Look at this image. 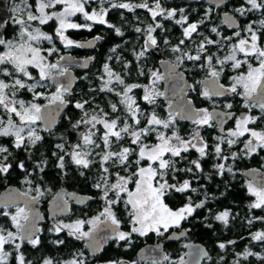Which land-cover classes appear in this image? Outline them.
Wrapping results in <instances>:
<instances>
[{"label":"snow or ice","instance_id":"1","mask_svg":"<svg viewBox=\"0 0 264 264\" xmlns=\"http://www.w3.org/2000/svg\"><path fill=\"white\" fill-rule=\"evenodd\" d=\"M222 2V0H218ZM91 0H11L10 7L7 8V15H0V138H11V148L27 149L29 146H35L43 137L39 134L36 127L37 122H43L44 130L51 131L53 123L52 112L58 110L61 106H66L68 101L65 99L70 92L71 80L65 83L59 81V77H65L68 73L66 66L61 64L65 60L64 56H59L55 62L49 57L56 54L59 49L55 46L53 35L43 30V26L49 25V22L55 24V38H58L65 47H81L82 45L74 42L65 35L67 29H80L84 27L90 28L89 24H79L72 22L70 17L81 14L85 21L104 24L106 23L105 15L108 9L100 7L99 10L93 9L91 12L87 10ZM246 4L250 7L241 5L234 11L240 16H245L253 11H261L264 15V0H246ZM112 8L128 9L132 11L134 8H144L150 13L153 24L146 29V40L144 50L138 54L143 57L148 48H157L158 41L153 36L157 29H161L163 25L157 20L158 17L164 20L174 19L178 12L180 19L176 20L177 24L186 25L183 27V37L178 45L171 48L174 53H182L177 56V64L167 68L168 78L183 80V73L177 72L176 68L182 65L185 60L201 62L199 67L207 70V76L204 80L197 81L202 86L200 95L207 99L218 96H241L244 98L245 109L249 111L253 107H258L264 114V19L258 22H250L243 29L245 33L241 35V31H235L234 37L236 42L232 43L233 37L220 36L216 27L211 28V32L220 37L218 40L204 37L199 43L196 54L192 55L188 52H182L180 45H184L185 39L192 37L193 33H197L198 23H188V17L185 16L184 9H166L163 7L161 0H154L153 4L146 2L133 5L131 3L119 2L111 3ZM62 9V10H59ZM206 18L210 13H206ZM225 20L229 25H234L235 21L232 16L225 13ZM199 23H204L201 20ZM256 23L259 27H255ZM12 27L14 35L12 38H6L9 27ZM239 28V25H235ZM108 27H113L109 24ZM136 32L143 31L136 28ZM117 35H122L119 28L115 29ZM99 39V37H97ZM43 42H48L51 47H43ZM227 42L231 45L228 55L223 58L216 57L215 54H208V45H215L220 48L222 43ZM168 44V41H164ZM115 51V49H113ZM215 60V63L213 61ZM216 65H219L217 69ZM230 66L231 70L236 73L230 77L231 83L227 87L220 83V78L225 72V66ZM105 74L108 80L104 81L101 91L112 92L114 89L108 87L112 84L113 78L123 88L116 92L121 97L119 103L124 106L125 115L112 114L118 112L116 103L111 104V114L103 109L94 110L96 114L89 113L87 107L90 101H78L74 107L81 110L82 116L72 124L74 131L85 127L87 130L78 131V139L75 144L71 145L70 151H65V143L56 145V148L62 153L58 156L57 167L63 170L65 168V157H70L71 162L81 169H89L98 164L100 169L99 179L93 184V187L99 189L103 195L101 197L105 202L104 209L99 215L88 221L77 220L71 224L54 225L53 230L60 233L64 230L68 231V235L77 239L88 241L86 247H89L93 254L100 249V240L113 239L116 241H124L129 246L132 243V236L136 234L140 237L148 236L154 233L159 237H163L170 228H180L181 222L192 215L194 208L189 203L182 208L173 210L165 202L166 196L174 191L183 193L190 189V182L184 180L182 183H170L169 173L172 180L177 179V173L181 171L192 172V168L179 169L176 167L177 161L166 158V154L170 157H179L183 159L182 153H187L190 148L195 149L202 159L208 155L206 149L208 145L205 143L200 134L199 128L202 126L213 127L211 121L216 120L217 125L221 124L226 118L235 120V128L227 132V135L218 136L217 143L214 147V153L218 159L227 160L228 157L223 155L222 144H227L229 148L239 141L240 137L248 134V139L243 141L244 155L251 156L258 150H264V131H257L249 125L257 122V117L242 113L236 116L231 112L215 113L209 112L207 109L195 110L192 115L191 100H187L179 106V115L184 119H192L197 125L192 137L188 140L183 139L175 131L171 135H166L159 131V127L170 129L174 127L177 112L173 111L174 105L170 102L168 105V118H160L155 111L145 117L146 124L140 127L142 121V113L137 100L132 93L133 88L141 87V85H127L120 75L111 71L108 64L104 65ZM35 73V74H34ZM143 75V72L140 73ZM166 77L158 71H152L150 74V83L144 85V95L142 100L148 104H155L157 96H164L163 92L157 90L156 85L161 79ZM51 81L55 84L56 90L51 95H45L41 89L50 87ZM189 90H195L194 85L185 86ZM21 90L31 93V99L25 100L18 98ZM184 92V88L180 89ZM46 100V104L37 101ZM55 105L56 109L51 106ZM226 109H231L232 104H225ZM6 117V119H5ZM131 121V122H129ZM100 125L102 128H98ZM122 125V126H121ZM223 132V129H221ZM156 134L157 143L150 145L145 140L152 134ZM99 134V135H98ZM125 137H130V146H123ZM114 138V139H113ZM98 141L102 142L99 143ZM135 146V147H133ZM100 149L99 152L96 150ZM13 155L10 148L0 141V175L9 173L13 164L9 158ZM56 155V153H53ZM238 153L233 152L231 159L236 160ZM93 156L98 159H93ZM196 170H202L200 159L191 162ZM17 167L27 173L24 183L31 185L32 181L27 179L28 173L25 164L21 161ZM40 171L43 168L37 165ZM220 174L225 171L232 172L231 167H227L224 163L215 165ZM134 168V170H132ZM256 172L257 170H252ZM121 172L127 173L121 175ZM84 173L81 172V175ZM115 176L114 182L112 181ZM260 179L248 184V191L256 198L251 204V208H264V174H259ZM132 186V187H130ZM31 191V188L29 189ZM36 196H29V192L9 193L7 198L0 199V215L10 217L12 227L15 232L6 231L0 228V264H7L8 257L11 255L6 251V246H13L16 255V264H31L25 260V256L20 251L21 244L17 241H27L33 247L40 244V239L36 235L37 229L32 220L34 219L33 209L31 205L36 203L38 198L44 193L40 187L35 188ZM112 193L114 198L109 196ZM22 200L24 206L20 207L19 202ZM85 203V201H80ZM123 202L125 210L128 214L131 230L128 232L120 230L121 221L113 211L114 206ZM67 201L58 207H66ZM203 204L195 205L196 208L202 207ZM15 207V213L11 214L8 209ZM229 213L224 211L215 218L218 221L227 223ZM264 219V217H257ZM23 221V223H22ZM85 223L91 225L88 231L83 230ZM252 221H249L251 224ZM103 232L102 237H98L97 233ZM180 235H185L182 231ZM253 241L264 242V232H256L252 235ZM57 245L65 243L63 240L55 241ZM234 243V242H229ZM188 247V245H185ZM224 249L225 244L219 245ZM181 256L177 261L171 264H193L186 262L185 256ZM256 255L258 259L264 261V256L245 251L244 259L249 256ZM83 252L73 255V258L62 262V264H86V260L82 257ZM194 264H199L201 256L206 257L207 254L203 250H196L194 253ZM164 261H168L167 255L163 256ZM43 264H54L49 258L43 260ZM61 264V262H56ZM113 264H122V262H113ZM152 264H160L158 259L153 258ZM237 264L239 262L237 261Z\"/></svg>","mask_w":264,"mask_h":264},{"label":"flooded vegetation","instance_id":"2","mask_svg":"<svg viewBox=\"0 0 264 264\" xmlns=\"http://www.w3.org/2000/svg\"><path fill=\"white\" fill-rule=\"evenodd\" d=\"M17 2H19V0H17ZM29 2L33 3L34 0H29ZM93 2V5H99V0H93ZM113 2H115V0H113ZM143 2H145V0L140 1V3ZM146 2L151 5L154 3V0H146ZM161 2L166 9L183 8V14L188 17V23H198L199 27L197 33H193L191 38L185 39L184 45H180L182 52H188L192 55L196 54L197 47L204 37H209L214 40L220 39L219 36L211 32L212 27L217 28L220 36L233 37L232 43H235L236 38L233 35L235 31H241V35L243 36L245 34L243 29L248 23L254 21L258 22L260 19H264V15H262L261 11H253L245 16H240L234 11L241 5L250 7L246 4V0H224V2L219 5L206 0H161ZM10 4L11 0H0V15H5L6 17L7 8L10 7ZM116 9L118 10V13L123 15V17L117 15L118 19H125L127 22L136 23V28H141L145 35H147L146 29L153 23L152 17L147 9H139L138 7L134 8L132 11L121 8ZM108 13L109 11H107L105 17L107 23L104 24L106 25L110 24V21H108ZM116 13H114V16H111L112 20H116ZM206 13H210V16L207 18L205 15ZM223 13L232 14L237 25H239V28L227 25L222 19ZM177 19H180L179 12L172 20H164L160 17L157 18V20L163 25L161 29H157L154 32L155 34H153V36H156L159 46L157 48H148L143 56L156 58L154 71H158L162 75L163 71L158 65L159 62L162 60H168L172 64H177L176 58L182 54L171 51L173 46L178 45L179 41L184 39L183 27L186 25L177 24ZM201 20H204V23H199ZM255 27L258 28L259 24L256 23ZM46 28L49 29V26L46 25ZM141 34V32L138 33V36L141 38V45L138 47L140 49L133 51L136 56L144 50L146 36L142 37ZM13 35L14 32L10 26L7 30L6 38H12ZM67 37L79 44L81 41L94 38L97 45V37L99 36L94 35L79 39L68 35ZM165 40L168 41V44L164 43ZM45 46H49V44H46ZM230 47L231 45L227 42L222 43L220 48H217L215 45H208V52L205 53V55L215 54L216 57L223 58L228 55ZM111 48H113L112 45L110 46V49ZM130 50L128 51V54ZM93 51L94 49L85 50L82 47L71 46L67 48L60 46L59 51L52 57H49V59L52 62H55L63 53H71L74 56L82 57L93 55L95 58ZM200 63L201 62H195L194 66L193 61L185 60V62L178 67V70H180L185 76V86L194 85L195 88V90L185 89V99L191 100L192 102V112L188 114L192 115L195 110L202 108L207 109L210 113L231 112L236 116H240L242 113H247L248 115L258 118L257 122L254 125H249V127L254 128L257 131H264V114L261 113L258 107H253L250 111L245 109L243 107V97L228 95L207 99L200 95L202 86L198 84L197 81L204 80L207 76V70L201 69L199 67ZM213 63H215V60ZM66 67L72 68L79 78L84 76L89 70V68L87 70H82L76 66ZM216 67L219 69L220 66L216 65ZM235 74L236 73L231 70L230 66L226 65L225 72L220 78V83H223L227 87L231 83L230 77ZM48 83L51 84L50 87H46L48 92L51 93L52 91H55L56 86L50 83V81ZM163 86L164 79H161L158 81L156 88L158 91L163 92ZM72 91L65 97L68 103L58 120L59 122L60 119H63L62 133L64 135H67L69 132L68 129L72 128L71 121L68 119L70 110H79L74 107L75 103L78 101H84L82 99L71 101L69 95H71ZM157 99L161 101V105L163 104V111L156 114L160 118L167 119V106L170 102H173L174 99L165 98L164 96H157ZM228 103L232 104L231 109H226L224 107V105ZM173 111L177 112L176 109ZM211 123L213 124V127L202 126L199 128L201 136L208 145L206 149L208 155L204 158L201 159L199 153L192 148H190L187 153H182L183 159L179 157L173 158L170 157V154H166V158H171L177 161V168H192V172L181 171L177 173L176 180L171 179V176L173 175L171 172L168 177L170 183H182L184 180L190 182L189 190L183 193L172 191L165 198V202L173 210H177L189 203L193 206L194 211L192 215L181 222L180 228H170L163 237H159L154 233H149V235L145 237L133 234L130 246L124 241H116L113 239L100 240V249L93 254L92 250L89 247H86L88 241L77 240L69 236L67 230L60 233L53 230L54 225L57 224H71L77 220L88 221L99 215L105 207V202L101 199L103 193L99 189L93 187V184L99 178L91 177L85 179L79 177L74 180L75 185L72 186L62 183L59 187L40 188L41 191H44V195L40 196L37 202L31 205L32 209H38L42 217L41 222L38 223V231L36 232V235L40 239V244L33 247L27 241H17V243L21 244L20 251L25 256V260L30 261L31 264H43V260L49 258L54 261V264H56V262H61L62 264V262L72 259L74 254L83 252L84 256L82 258L86 260V264H113V262H122V264H152L153 258L158 259L160 264H171V262L177 261L181 256H184L185 253L188 254L190 245L200 244V246L206 251L207 256L200 259L199 264H237V261L239 264H264V261L258 259L256 255L249 256L247 259H244L243 257V253H245L246 250L264 256V242L253 241L251 239L254 233L258 231L264 232V219H257V217H264V208L253 209L250 207L251 204L255 202L256 198L248 191V184L250 181H253V177H255L256 180H259V174H264V150H258L257 153H254L251 156L244 155L243 141L249 138L248 134H245V136L240 137L239 141L232 145L231 148H229L226 143L222 144L223 155L227 156L228 159H218L214 153V147L218 142L216 138L221 135L226 136L229 130L234 129L235 120L227 119L219 125H217L216 120L211 121ZM145 124L146 123H142L140 127H143ZM180 124L183 126L181 129L179 128ZM97 127L102 128L100 125ZM41 128L44 129L42 126ZM158 128L159 131L164 132L166 135H171L172 132L175 131L183 139L188 140L192 137L194 131L197 130V125H195L190 118L179 119L176 115L174 127L163 129L158 126ZM221 129H223V132ZM85 130H87L85 127H82L77 131L73 130L74 136L78 137V131ZM125 141H127V143H124L123 146H130V137H125ZM157 142L155 133H152L145 140V143L150 145H154ZM233 152L239 154L236 160L231 159ZM197 159H200L202 170H196L191 163L193 160ZM219 163H224L226 168L231 167L232 172L225 171L223 174H220L219 170L215 167V165ZM132 170H134V168ZM252 170L257 171L253 172ZM122 174L126 175L127 173L121 172V175ZM111 179L114 182L115 176ZM79 184H86V187H82ZM19 190L25 192L21 189ZM57 191H61V194H59L58 197H56ZM29 196H36V193H29ZM109 196L114 198L112 193H109ZM83 197H87L85 203L80 202L83 201ZM64 201H67L66 207H58V205H63ZM197 204H203V206L196 208L195 205ZM19 206L23 207V202H19ZM113 211L121 221L120 230L125 232L130 231L131 225L123 202L114 206ZM224 211L229 213L227 223L218 221L215 218ZM250 220L252 221L251 224H249ZM242 222L244 224H242ZM213 224L219 225L222 235L218 238L210 239L205 236L206 233H208L205 229L211 228ZM90 228L91 225L88 223H85L83 226L84 231H88ZM12 229L15 230V228ZM230 229H233L235 232ZM225 230H230L232 232L229 235H226ZM182 231L185 235H181L177 238H170L171 234L180 233ZM97 235L98 237H102L104 233L98 232ZM57 240H63L65 243L57 245L55 243ZM242 242L245 244L242 245ZM221 243L225 244L226 247L224 249L219 247ZM146 245L156 246V249L153 247L150 256L141 258L138 255V251L141 247ZM185 245H188V247H185ZM35 248L42 251V254H40L39 257L34 254ZM6 249L11 253L8 257L7 264H16L17 253L14 251V247L6 246ZM195 250H200V247H196ZM165 255L169 257L168 261L163 260V256ZM36 257L39 258L37 262V259H35Z\"/></svg>","mask_w":264,"mask_h":264},{"label":"trees","instance_id":"3","mask_svg":"<svg viewBox=\"0 0 264 264\" xmlns=\"http://www.w3.org/2000/svg\"><path fill=\"white\" fill-rule=\"evenodd\" d=\"M123 0H120V2ZM141 0H132L137 4L140 3ZM91 4H94L93 0ZM108 21L113 27H108L106 24L93 23L90 29L86 27L80 29H70L67 32V35L74 38H86L89 36L97 35L99 39L97 40V45L94 48V61L89 67L87 73H83L84 76L79 78L77 85L74 87L70 100H88L90 101V106L87 107V111L92 114H96L94 110L103 109L104 111L111 114V104L116 103L118 106V112L116 114H112L113 118L115 115H121L122 117L125 115L124 106L119 103L121 97L116 95V92L120 91L123 88V85H119L115 79L113 78L112 84L108 85V87L113 88L112 92L101 91V87L104 84L102 77L100 76L102 67L106 64L109 65L111 71L115 74L121 76V78L125 81L127 85H143L146 84L149 78L150 72L154 71V67L156 66V58L153 57H136V54L133 52L138 49L141 45V38L138 36V32H136L137 24L134 22H127L125 19H118L116 15V20H112L111 16H114V13L117 12V9L108 10ZM112 14V15H111ZM129 24V26H128ZM119 28L121 30L122 35H117L115 29ZM130 38L134 43V47L128 51H122L117 54L118 48L117 46L114 48L115 51H110V46H115L122 44V42H126V39ZM55 45H58V49L60 48V44L57 41H54ZM137 46V47H136ZM143 72V75L140 73ZM2 78V77H0ZM158 90V89H157ZM45 94L49 93L46 88L41 89ZM133 97L137 100V103L140 106L142 113L141 116L142 123H146L145 117L150 115L153 111L155 113H161L163 111L161 101L156 97V103L148 104L142 100L144 95L143 86L133 88L131 93ZM31 93H28L26 90H21L18 94V98L20 99H30ZM43 99L38 101L39 103H43ZM70 108V107H69ZM68 119L71 121V124L75 123L76 120L80 119L82 116L81 110H70ZM2 114V111H0ZM6 118V117H5ZM131 122V121H129ZM62 123L63 119L58 122L56 127L52 131H46L42 128H38L39 134L43 137L41 141H39L35 146H29L27 149H14L11 148L12 140L11 138H0L6 146L10 148L13 155L9 158L10 162L13 164L12 169L9 170V173L0 175V191L4 190L8 186H15L22 191H27L28 186H24L22 180H25L27 173L21 170L17 165L23 161L25 164V168L28 173H32V175L27 176L32 180L31 191L29 193H36L35 188L39 186L40 188L46 187H59L62 183H65L69 186L75 185V179L82 178H91L98 177L100 174V169L98 164L89 168V169H80L76 165H74L70 157H65V168L61 170L57 167L58 165V156L62 153L56 148L57 144L65 143V151L71 150V145L77 142L78 137L74 136L73 129L69 128V132L67 135L62 133ZM141 123V124H142ZM179 128H183L180 124ZM185 128V127H184ZM99 143H102L98 141ZM97 152L100 149L96 150ZM56 153V155H53ZM94 159H98V157L94 156ZM43 168V171H40V168L37 165ZM81 172L84 174L81 175ZM123 175V174H122ZM114 177V176H113ZM80 185V184H79ZM82 187H86V184L80 185ZM44 193V191L42 190ZM7 218L5 216H0V227L8 226ZM242 224H244L242 222ZM207 237L210 239L218 238L222 235L219 225L213 224L211 228L205 229ZM233 231V229H230ZM225 230L226 235H229L232 231ZM235 232V231H233ZM245 243L242 242V245ZM27 248V247H25ZM35 256L39 257L42 254V251L35 248L34 250ZM36 262L38 261L39 258ZM11 258V257H10Z\"/></svg>","mask_w":264,"mask_h":264},{"label":"water","instance_id":"4","mask_svg":"<svg viewBox=\"0 0 264 264\" xmlns=\"http://www.w3.org/2000/svg\"><path fill=\"white\" fill-rule=\"evenodd\" d=\"M206 1L213 2L216 5H219V4L224 2V0H222V2H218V0H206ZM229 15L232 16L233 20L235 21L234 25H229V23L226 22L225 13L222 14V19L227 25L234 27L235 25H237V22H236V20L232 14H229ZM80 44L82 45L81 47L85 50L86 49L87 50H93L96 46V41L94 38H89L87 40L81 41ZM62 56L65 57V60L61 61V64L63 66H76L82 70H87L94 60L93 55L82 57V56H74L71 53H63ZM158 65H159L160 69L163 71V75L166 77L164 79V86H163V93L165 94L164 97L170 98L172 100L174 99L173 102H171L174 105L173 110H175V109L177 110V116L179 119H184V118L180 117L178 109H179V106H181L182 104H184L185 101H187L184 97L185 89H186L185 84H184V82L186 81L185 76L183 74V80L182 81L175 79V78H168L167 68L169 66L176 65V64L170 63L168 60H162L159 62ZM67 69H68V73L66 74V76L65 77H59L58 79L61 83H65L68 80H71V86H70V92H71L73 90V88L76 86V84L78 83L79 77L75 74V72L72 68H67ZM176 71L180 72V70H178V68H176ZM50 83H52V82L50 81ZM181 88H184L183 93L180 92ZM66 106H61L58 110H54V109H56L55 105L51 106L52 109L54 110L52 112L54 119H53V123L51 125V130L57 125V122H58L62 112L65 110ZM167 110H168V106H167ZM226 120H227V118L224 121H226ZM40 124L44 128L43 122H40ZM10 192L15 194V193L21 192V191L15 186H8L4 190L0 191V199L7 198ZM59 194H61V191H57L56 197H58ZM86 199H87V197H83V201H85ZM20 202H22V200ZM33 213H34V219L32 220V222L35 225V229L38 230V223L41 222L42 217H41V214L38 211V209H33ZM180 233H173L170 235V238H177V237L181 236ZM153 247H154V249H156V246H151V245H146V246L141 247L138 251L139 257L142 258V257L150 256L152 254L150 252L153 250L152 249ZM196 247H200V250H203V252L206 253V251L204 250V248H202L200 246V244H192L189 246L188 255L185 258L186 262H193V264H194V261H195L194 253L196 251L195 250ZM202 258H204V256L200 257V259H202Z\"/></svg>","mask_w":264,"mask_h":264},{"label":"rangeland","instance_id":"5","mask_svg":"<svg viewBox=\"0 0 264 264\" xmlns=\"http://www.w3.org/2000/svg\"><path fill=\"white\" fill-rule=\"evenodd\" d=\"M92 1V0H91ZM113 2V0H99V5H93V4H89L88 5V7H87V10L88 11H92L93 9H96V10H99V8L100 7H105V8H107L108 10H110L112 7H111V3ZM120 2V0H115V3H119ZM121 2H126V3H131V4H133V5H136L137 3H135V2H132V0H123V1H121ZM113 9H116V8H113ZM140 9V8H139ZM59 10H62V9H59ZM116 13V12H115ZM116 15H118V16H120V17H123V15L122 14H120V13H116ZM105 17H106V15H105ZM70 19L72 20V22H75V23H79V24H89L90 26L94 23V22H91V21H85L84 20V18H83V16L81 15V14H77V15H75V16H73V17H70ZM106 20V19H105ZM106 23H107V21H106ZM153 24V23H152ZM49 29L48 28H46V26H44V28H43V30L44 31H46V32H48L49 34H51V35H53V37H54V41H57L59 44H60V46H62V47H65V45L58 39V38H55V24H54V22H49ZM128 26H129V24H128ZM87 29H88V27H86ZM70 29H67L66 31H65V35L67 36V32L69 31ZM135 30V29H134ZM141 35H142V37H144V36H147V35H145V33H144V31H141ZM153 34H155V33H153ZM154 37L156 38V36L154 35ZM46 44H48V42H43V47H45V48H47V47H51V45H49V46H45ZM134 43L131 41V39L130 38H127L126 39V42L124 43V42H122V44H119V45H115V46H113V48H111V50L110 51H113V49L117 46V48H118V52H117V54L118 53H120V55H121V52L120 51H122L123 53H124V51H129L130 49H132L133 47H134V45H133ZM56 47L58 46V45H55ZM58 48V47H57ZM67 48H69V47H67ZM138 49H140V48H138ZM136 57H138V56H136ZM140 58V57H139ZM106 64H107V62H106ZM110 68V67H109ZM35 74V73H34ZM150 74H151V72H150ZM150 74H149V81H148V83H146V84H143V85H141V86H144V85H148L149 83H150ZM100 76L102 77V80L103 81H106V80H108V76L105 74V69H104V66L102 67V69H101V73H100ZM134 85V84H133ZM53 92H55V91H52L51 93H53ZM51 93H46L45 95L47 96V95H51ZM129 95H132L131 93H129ZM25 99V98H24ZM30 99H31V96H30ZM30 99H28V100H30ZM26 100V99H25ZM38 102V101H37ZM47 101L46 100H44L43 101V103H46ZM39 103V102H38ZM42 104V103H41ZM6 119V118H5ZM36 127H37V129L38 128H41V126H40V124H39V122H37V125H36ZM27 179H29V180H31L30 178H27ZM32 181V180H31ZM22 183L24 184V186H28V184H26V183H24V180H22ZM29 186H31V185H29ZM29 186H28V188H27V191L26 192H29ZM182 208V207H181ZM179 209V208H178ZM0 211H2V209H0ZM8 211L11 213V214H14L15 213V208L14 207H12V208H10V209H8ZM0 216H2V215H0ZM8 220H7V222H8V226H5V227H3V226H1L0 228H4L5 229V232L6 231H13V232H15V230H13L12 228V222H11V219H10V217H6ZM7 249H10V248H7ZM7 249H5L6 251H7Z\"/></svg>","mask_w":264,"mask_h":264}]
</instances>
